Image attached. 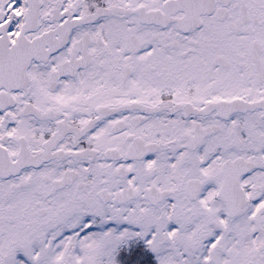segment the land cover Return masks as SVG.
<instances>
[{"label": "snow or ice", "instance_id": "1", "mask_svg": "<svg viewBox=\"0 0 264 264\" xmlns=\"http://www.w3.org/2000/svg\"><path fill=\"white\" fill-rule=\"evenodd\" d=\"M0 264H264V0H0Z\"/></svg>", "mask_w": 264, "mask_h": 264}]
</instances>
